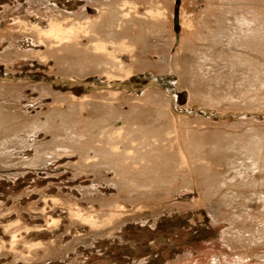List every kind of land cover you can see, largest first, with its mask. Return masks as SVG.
<instances>
[{
	"label": "rangeland",
	"instance_id": "obj_1",
	"mask_svg": "<svg viewBox=\"0 0 264 264\" xmlns=\"http://www.w3.org/2000/svg\"><path fill=\"white\" fill-rule=\"evenodd\" d=\"M96 1L98 0H0V85L21 87L18 94L0 95V109L4 112L1 117L4 122L0 126V248L2 247L0 249V264H215L212 263V259L213 261L214 259L218 260L217 264H264V258L260 257L264 256V241L259 240L254 243L255 245L250 244L251 251L246 253L247 250L238 245L243 240L238 242L230 233L226 234L230 230L228 223L214 222L209 213L210 210L213 213V207L210 208L211 203L206 207L198 205L201 195V190L198 187L195 191L181 190L178 193L165 194L153 201L137 195H133L129 199L123 192L117 202L124 209H122V213H116L117 222H108L104 216L109 217L113 210L107 206L109 203L107 200L109 197L110 199L116 197L117 192L101 180L112 178L114 175L111 171L105 173V170L101 169L99 177H96L92 172L84 173L76 170L75 163L79 161L76 153L61 154L54 159L50 158V155H46L47 159L49 158L48 161L40 163L37 165L38 167L32 166L35 164L33 157L37 156L35 147L48 143L52 139L50 134L40 130L29 139L32 147L15 150L16 153L12 159L7 156L6 153L10 149L5 148L11 147L10 142L20 131L24 130L23 125H29L36 115L41 114L42 116H40L44 117L50 108L56 107L52 95L44 89L43 92L41 86L60 95L71 94V97L78 100L85 95L101 93L102 90L94 91V88L108 83L106 78L92 74L84 79H76L74 76L72 79L78 83H73L69 77L59 75L53 59H50L49 64H45L36 58L38 51H44V46L42 43L40 45L39 40L34 37L26 34L23 36L24 32L20 29L18 21L32 20L45 27L51 15L54 18L55 16L59 17L60 14L71 16L79 14L80 11L87 13L91 18H96L98 10L92 6ZM160 2L165 8L160 23L154 18V14L151 13V15L147 12V10L154 11L156 4H148L143 1H139L134 9L118 8L119 13L121 10L124 11V14L126 13L130 19H133L134 23L129 22L121 25L120 21L115 23L116 37L127 35L134 43L133 53L124 54L125 63L132 65L136 71L151 68L154 73L151 71L137 72L122 82V85L118 84V86L102 92L104 94L116 92L120 93V96L110 95L97 100L81 101L79 106L82 108L83 114L79 113L78 116H73V119L79 118L78 120L81 122L79 125L95 124L97 133L102 129L105 134L109 133V143H116L115 150L111 151L125 156V153L133 152L132 149L131 151L127 149L131 144L137 146L138 142L132 143L130 140L137 139L138 131L133 129L131 131V133L134 131L133 137L129 138V135L126 136L124 128L132 124L133 127L134 125L142 128L150 127V136L154 135L160 138V130L164 131L165 129H161L160 126H166L165 122L170 120L169 107L165 110L164 106L168 101L165 99L163 103H160L161 100H159L160 102L157 100L155 104L138 101L139 104H142L140 105L142 107L141 115L137 114L133 122H120L124 126V130L119 134L106 130L108 127H112L110 126L112 124L108 123L113 122V119L111 121L107 119V110L102 108V105L114 102L113 105L120 104L121 112L127 113L129 111L127 101L129 94L139 96L146 87L149 90H157L156 86H160L174 93V104L172 103L171 110L175 111V115L191 117V121L200 119V124H203L204 127L197 131V135L198 138L201 136V141H207L204 142L206 147H209L207 143L212 140L210 138L212 130L221 131L227 125L236 124V120L253 121L239 125L242 129L254 126L264 130V111L256 109L253 114L248 113L242 117L243 114L232 110H227L228 114H222L215 109H207L189 98V92L184 88L187 84L184 83L182 86L179 80L180 76L175 71H170L173 69L174 62L182 68L186 67V61L192 57L190 47L211 49L212 51L219 48V44H216L218 38L215 35L222 31L223 23L232 24V15L236 12V4L234 5L233 1L229 0H160ZM104 9L110 10V8ZM175 11H177L178 17L180 15L185 17L186 27L183 30L179 28V25L175 30L173 24ZM61 26L62 28L70 27L65 22H61ZM12 27L16 29H11ZM100 33V37L105 35L101 28ZM6 37L8 39H5ZM171 38L174 41L172 47L170 44L168 45ZM200 38L204 40L199 41ZM181 39H184L182 46ZM11 41L12 44H10ZM112 43L113 41L105 38L100 44H103L106 49ZM83 44L86 42L83 41ZM15 48L25 56L18 55L16 57L14 55L7 59L5 53L12 52ZM79 53H75L74 56L62 54V57L80 62L84 60V57H81ZM87 53L90 60L99 57L111 61V57H106L105 51L102 53V48L100 52ZM254 53L258 55V58L263 57ZM166 58L167 62H165ZM87 63H85L86 67ZM149 64L151 65L149 66ZM208 64L205 65V71L202 74L203 78L207 77L204 82L210 84V86H202L206 88V91L213 89L217 82L214 79L220 74L226 76L224 84L230 85L231 79H233L234 85L240 82L241 72H234L233 78H231L229 67L225 61L215 58ZM161 65H165L166 69L169 68L167 74H156L161 72ZM183 75L186 74L183 73ZM160 77H164V80H160ZM150 83L153 85H149ZM203 88H197L196 91ZM11 96L12 98H10ZM103 102L105 103L103 104ZM133 102L135 100L130 101V104ZM66 104L62 103L57 107L59 110L67 112L66 114L70 118L68 104ZM95 105L97 106L95 107ZM83 106L85 107L83 108ZM93 107L95 108L92 109ZM6 112L8 113L5 114ZM160 112L162 115H165V112L167 118L165 116L157 118V115L160 116ZM25 118L27 119L25 120ZM29 119L31 120L29 121ZM67 122L69 121L67 120ZM54 123L57 124L58 134H62V137L59 138H63L65 128L59 126L61 118L55 117ZM208 123H212L216 128L209 126ZM192 126L196 127L195 124ZM81 128L83 127L78 129L81 130ZM180 131L184 136V130L180 128ZM197 135L194 136L195 140ZM104 136V134H100L92 137L88 134L86 139L91 147H101L100 149H102L106 145L103 141L108 139ZM9 138L12 140L6 141ZM200 139L198 140L200 141ZM32 140H34L33 143ZM163 144L164 148L159 153L162 157L161 160H165V163L169 161L168 164L172 165L171 169L177 172L179 170V162H176L178 156L175 154L177 148L173 142L167 139ZM3 153L5 154L3 155ZM11 153L14 154V152ZM167 155H170V158ZM14 158L19 161L14 162ZM215 159L211 157L209 165H214V171L222 172L223 166H217L219 160ZM29 162L33 164L27 165L26 163ZM128 163L130 162L128 161ZM95 178L101 182L97 184ZM119 179L117 177V180ZM221 195L223 193L219 192L212 195V204H215ZM77 207L82 210L81 218H76L71 213V210L73 211ZM259 210L260 208L258 207L257 210V205H253V203L249 205V208H246V211L254 213H258ZM92 215L102 223L100 226H97L99 222L95 225L89 222ZM19 225L27 227L28 231L24 228H18V230ZM6 227L11 229L8 231ZM15 230H18L16 232L17 242L12 250L11 232ZM229 238H231L230 241H228ZM256 254L259 256L257 257Z\"/></svg>",
	"mask_w": 264,
	"mask_h": 264
},
{
	"label": "bare ground",
	"instance_id": "obj_2",
	"mask_svg": "<svg viewBox=\"0 0 264 264\" xmlns=\"http://www.w3.org/2000/svg\"><path fill=\"white\" fill-rule=\"evenodd\" d=\"M139 1H143L144 3L147 2L148 4H156L154 11L150 12L147 10V12L149 14H154V18H156L160 23L165 10L160 0H98L92 4V6L96 7L98 10V16L96 18H91L89 15H87V13L81 11L79 14L71 16L60 14V16L58 15L59 17L55 16L54 18L51 15V17L49 16L48 22H46L47 25H45V27H42L43 25L40 23H34L32 20L18 21L20 29H22L24 32V34H22L23 36L26 34L34 37L39 40L40 45L42 43L44 46V51H38L36 58H39L45 64H49L50 59H53L55 61L54 65H56L55 67H57L59 75L63 77H69L73 83H78V81L72 79L74 76L76 79H84L85 77L92 74L106 78L108 83L102 85L99 88H94V91L102 90L100 91L101 93L85 95L82 97V99L78 100L74 97H71L70 93V95H60L58 93L51 92L52 90L50 91L49 88L45 86H41L43 92L46 90L48 94L52 95V99L56 104V107L50 106L52 108L49 109L44 117H41L42 115L40 114L41 116L36 115V117H34L32 120L29 119V121L31 120L29 125L22 124L24 130L20 131L13 141H9L11 138L6 140L11 143V147L9 146L5 148L10 149V151L8 150V153L6 154L12 159V157H14L13 155L16 153L15 150L19 148L22 149L24 147H32L31 141H29V139L32 135L40 130L50 134L52 139L48 143L35 147V153L37 155L33 157V162L35 164L29 162L26 163L27 165L33 164L32 166H37L40 163L42 164L48 161L49 158L47 159L46 155H50V158L54 159L61 154L69 155L76 153L79 159V161L75 163L76 170H80L84 173L92 172L96 177H99L98 175L100 174L99 172L101 169L103 171L105 170V173L111 171L114 175L112 178H104L101 180L110 187H113V189L117 192L116 197L112 199L109 197V199L107 198L108 200L106 199L109 201V203L107 202V206L109 209L113 210L109 214V217L104 216L108 222H117L116 213H122L121 211L124 209V207L119 202H117V200L119 201L123 192L126 193L129 199L133 195H137L138 197H144L150 201H153L154 199L160 198L165 194H174L180 192L181 190L195 191L198 187L199 190H201L198 205L206 207V205L211 203L210 208L213 207V213L210 209L209 213L212 215L214 222L223 221L228 223V225H230V230H228L226 234L230 233V235L235 237V240H238V242L239 240H243V242H240V244H238V242L235 243L238 244L240 248L247 250L246 253H248V251H251V245H255L254 243H257L259 240L264 241V130H260L259 127L254 126H249L247 129H242L239 127L241 124L253 122L252 120L234 119L236 120V124H230L231 126L227 125L221 131H210V138L212 140L210 139L211 141L207 143L209 147H206L205 143L207 141L204 140V142L206 141L204 143L200 139L201 136L198 138L197 135V131H200L204 125L200 124V119L191 121V117H178L175 115V111L171 110V105L172 103L174 104V93L168 89L165 90L160 86H156L157 90H149V88L146 87L145 90L140 89L142 90V93L139 96L136 94H129L130 96L127 98L129 103V111L127 113L120 111V104L116 106V104H112L114 102L110 104H104L105 102H103L105 105L103 106L98 101L102 105V108L107 110V119L109 121L113 119V122H107L109 125L111 123L112 125L110 126L112 127H108L106 130L109 132L114 131L119 134L121 131L126 129L125 134L126 136L129 135V138L133 137L134 131L131 133L133 129L138 131L137 139L130 140L132 143H135V141L138 142L137 146L131 144L130 148L127 149L129 151L132 149L133 152L125 153V156H123L120 153L111 151L115 150L114 145H116V143H109V133L105 134L103 129L97 133L98 130L96 131L97 126L95 127V124L87 123L85 125L84 123L79 125L81 123L78 120L79 118L73 119V116H78L79 113L83 114L82 108L79 106L81 101L97 100L101 97L110 95L120 96V93L118 94L116 92L106 94L102 92L107 91L114 86H118V84L122 85V82L137 74V72H153L151 68H149V70L144 68L136 71L132 65L126 64L124 54L133 53L134 43L130 41V38L127 35H120V37L117 38L115 34L116 22L120 21V25L127 24L129 22H131V24L134 23V20L130 19L126 13L124 14V11L121 10L119 13L118 8L128 7L129 9H134ZM229 1H233L234 5L236 4V12L232 15V24L230 25L223 23L222 31L215 35V37L217 36L218 38L216 44H219V48L217 47L215 48L216 51H212L211 49L207 50L190 47L192 51V57L189 56L191 59L186 61V67L182 68L178 66V64L172 59L174 64L173 69L170 71H175L180 76L179 80L181 81L182 86L184 83L187 84L184 88H186V90L189 92V98L191 100L197 101L201 104V106L207 109H215L222 114H228L226 111L232 110L234 112L243 114L242 117H244L248 113L253 114L256 109L258 111H264V0ZM104 8H110V10L106 11ZM101 20L102 22H100ZM61 22H65V24L70 25V27L67 26L66 28H62ZM178 25L181 30L186 27L185 17L183 15L178 17ZM13 28L15 27H12L11 29ZM100 28L102 29V32H105V35L102 37H100ZM105 38L113 41L112 45L106 49L103 44H100ZM5 39H8V37ZM172 39L173 38H171L168 43V45L170 44L171 47L174 45V41ZM202 40L204 39L200 38L199 41ZM12 41L10 44L13 43ZM83 41H85L86 44H83ZM183 42L184 39H181V46ZM178 43L179 39L177 41V45ZM101 48L102 53L105 51L107 58L108 56L109 58L111 57V61L99 57L93 60L89 59V54L87 52H100ZM254 52L262 55L263 57L258 58V55H256ZM75 53H79L81 57H84V60L76 62L62 57V54L74 56ZM14 55H16V57L18 55L21 57L25 56V54L20 53L19 49L17 48H15L12 52H8L7 54L5 53L7 59L13 57ZM215 58L225 61L226 65L229 67V76L231 78H233L232 74L234 72H241L240 82L234 85V81L231 79L230 87V85L224 84V79L226 76L224 74H220L214 79L217 82L215 83L213 89L206 91V88H203L202 86H210V84L204 82L207 77L203 78L202 74L205 71V65L214 61ZM165 62H167V58L165 59ZM85 63L88 64L87 67ZM150 65L151 64H149V66ZM161 66V72L156 74H167L169 72V68L166 69L165 65ZM85 70L89 71L90 73L87 71L85 72ZM183 73L186 75H183ZM160 80L163 81L164 77ZM110 82L113 84L110 85ZM199 84L202 85L199 86ZM149 85H153V83H150ZM20 88L15 86L8 87L6 85H0V95H6L8 93L9 96L12 93L18 94ZM197 88L203 89L196 91ZM10 98H12V96ZM165 99L168 102L166 104L164 103V106L165 110L167 107H169L170 120L169 122H165L169 126L167 124L166 126H160L162 127L161 129L165 128L164 131L160 130V138H157V136L154 135L150 136V127H148L149 129L136 127L135 125L133 127L132 124L127 125V128L123 129L124 126H122L120 122H133L134 118H136V115L141 113L140 109L142 107L140 105L142 104H139L140 102L142 103L144 101L146 103L155 104L157 100H161V102H159L163 103ZM134 100L135 102L130 104V101ZM62 103L68 104L66 105L69 109L71 119L69 118V115L66 114L67 112L59 110L57 107V105ZM91 105L94 104L91 103ZM96 106L97 105H95V107ZM84 107L85 106H83V108ZM7 113L8 112L5 114ZM82 114L80 115L82 116ZM164 114L165 115H162L160 112V116L157 115V118L162 116L167 118L165 112ZM3 115L4 112H2L0 109V126L4 122L1 119ZM55 117L61 118V124L59 126L65 128L63 138H59L60 136L62 137V134L59 135L57 132V124L54 123ZM20 118L22 117L20 116ZM26 119L27 118H25V120ZM67 120L69 122H67ZM192 124H195L196 127L194 128ZM208 125L216 128V126H214L212 123H208ZM79 127L83 128L79 130ZM180 128L184 130V136H182ZM156 132H158V130H156ZM88 134H90L92 137L104 134V137L108 138L107 140L104 139L105 141H103L106 145L102 147V149H100L101 147H91L86 139ZM195 135H197L196 140L194 138ZM122 138H124V136H122ZM165 139L173 142L177 148V152L175 154H177L178 160H173L177 163L179 162V170H177V172L171 169L172 165L168 164L169 161L165 163V160H161L162 157L159 153L160 150L164 148L163 142ZM198 139H200V141ZM33 141L34 140H32V143ZM173 149L175 150V148ZM11 152H14V154ZM135 153L137 154L134 155ZM4 154L5 153H3V155ZM167 157L170 158V155H167ZM211 157L216 158L215 160H219L217 161L219 163L217 166H223L222 172H217V170L214 171V165H209V160ZM15 161L16 159L14 162ZM18 161H16V163ZM124 161L127 162L124 163ZM128 161L130 163H128ZM117 177L120 179L117 180ZM95 179L97 184L101 182L99 179ZM216 192H219L220 194L223 193V195H221L220 199H218L215 204H212L211 196ZM84 193L86 194L87 192ZM87 195L89 194L87 193ZM251 203H253V205H257V210L258 207L260 208L258 213L248 212L249 210L246 211V208H249ZM81 211L82 210L77 207L75 210H71V213L76 218H81ZM89 222L92 225H95L99 222V220L94 218L92 215V218L89 220ZM101 224L102 223L99 222L97 226H100ZM19 226L17 229L24 228L28 231L27 227H22L21 225ZM6 228L8 231L11 229L10 227ZM18 230L11 232L10 245L12 250L14 249V245L17 242L16 232ZM230 239L231 238H229L228 241H230ZM0 249H2V247ZM258 256L259 255H257V257ZM260 257L264 258V256ZM217 261L218 260L216 259H214V261L212 259V263L217 264Z\"/></svg>",
	"mask_w": 264,
	"mask_h": 264
},
{
	"label": "water",
	"instance_id": "obj_3",
	"mask_svg": "<svg viewBox=\"0 0 264 264\" xmlns=\"http://www.w3.org/2000/svg\"><path fill=\"white\" fill-rule=\"evenodd\" d=\"M173 24H174L175 30H177L178 29V16H177V11L174 12Z\"/></svg>",
	"mask_w": 264,
	"mask_h": 264
}]
</instances>
